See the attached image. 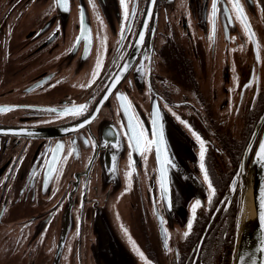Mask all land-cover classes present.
<instances>
[{"label": "flooded vegetation", "instance_id": "obj_1", "mask_svg": "<svg viewBox=\"0 0 264 264\" xmlns=\"http://www.w3.org/2000/svg\"><path fill=\"white\" fill-rule=\"evenodd\" d=\"M125 2L127 21L120 0H70L68 12L55 0H0L8 13L0 17V107L13 109L0 113V264H145L133 242L150 264L234 262L245 177L264 128V0H239L251 38L229 0H219L214 23L213 0ZM81 7L90 48L73 47ZM116 93L148 138L160 110L169 206L155 149L146 159L129 149ZM73 104L88 109L61 114ZM193 131L205 142L211 202ZM57 144L62 163L45 188Z\"/></svg>", "mask_w": 264, "mask_h": 264}, {"label": "snow or ice", "instance_id": "obj_2", "mask_svg": "<svg viewBox=\"0 0 264 264\" xmlns=\"http://www.w3.org/2000/svg\"><path fill=\"white\" fill-rule=\"evenodd\" d=\"M91 2V0H90ZM121 5L124 7V19L127 21L128 19V8L125 0H120ZM151 2H155V0H151ZM218 2L219 0H213L212 2V13H211V19L213 23L215 22V18L217 16L218 12ZM229 2L232 5V10H234L237 19L241 22V24L244 26L246 34L251 36L254 35V33L250 32V25L247 24L246 20V15L244 14L243 7L241 6L239 0H229ZM55 6L59 7L61 11L63 12H68L70 11V0H55ZM95 8V5L93 4V9ZM224 14H227V9L224 10ZM132 15H135V10H133ZM150 15V14H149ZM230 19V18H229ZM59 31V29H57ZM123 32V29H122ZM121 38L123 39V35H121ZM83 41L85 43L86 48H90L91 46V35H90V27L86 25L85 23V12L83 7H81L80 10V35L77 36L76 41L73 45V47L79 46V44ZM144 41V33L140 32L138 34V43L142 44ZM103 46V44H102ZM136 45H133L135 47ZM259 51H257V61H259ZM102 58L98 56L97 62L95 65V70L92 73V79L90 83L87 85L88 87H91L93 83H95V80L99 77L100 70L102 68ZM129 65L125 64L123 65L122 68V73H126L128 71ZM139 71V69H138ZM123 78V75H117L113 77V83L109 85L110 88H114L115 84L119 83L120 79ZM246 87H251V84L246 85ZM111 94V93H108ZM117 99L121 102V107L127 116V124L125 126V136L127 137L128 140V146L130 150H134L138 154L142 155L146 159V154L152 152L153 148L155 149L156 153V158L157 162L160 165L159 168V186L161 189V192L165 198H167V193H168V188H167V183H166V178H167V169L165 167L166 164L170 165L171 161L167 158L166 155L162 156V153H164L166 150L164 148V137H163V131H162V125L160 124V110L158 107H155L153 112L151 113L152 119H151V124H152V132H151V138H148V136L145 134V130L143 129L141 122L136 118L134 112L132 111V104L131 102L127 99L126 96H124L121 93H116ZM104 99H107V94L105 95ZM88 109L87 104H81V105H75L73 104L71 107H65L62 110L63 115H74V116H80L83 115L84 112H86ZM13 109L8 108V107H0V113L11 111ZM50 111H57L56 109H50ZM98 111V109H97ZM95 117H92L94 119ZM92 120L88 119L85 120L84 123L80 124L79 127H83L85 123H91ZM182 123H186L184 121H181ZM190 128V126H189ZM191 130V128H190ZM193 136L196 138V140L200 144V170L204 174V181L207 183L208 189H209V202H211L212 196L215 195V188L213 187L207 170L205 169L204 166V158H205V142L201 139V137L193 131ZM63 148V145L57 144L56 148L54 150H50L53 152L51 160L47 161V177H46V182H45V188L47 184V179H50L52 175L56 172H58L57 165L62 163L60 159V152ZM255 157L258 161L264 163V141H261L258 146V150L255 152ZM115 159V157H113ZM66 162V161H65ZM134 161H132L131 158V151L129 153V167L133 168ZM114 170V169H113ZM134 170V169H133ZM128 177L129 179L132 176V171L128 172ZM200 206V201L197 200L196 203L192 207V213H193V219L195 218V212L197 207ZM259 221L262 226V229H264V190L261 191L260 196H259ZM188 229L189 231L191 230L192 227V221H189L188 223ZM189 233L185 232V236H187ZM165 236L167 238V232L165 230ZM167 245L165 244V247ZM133 248L137 252V254L141 257V259L145 260V264H150L149 261H147L146 257L144 256V253L139 250L138 247L135 246L133 242ZM261 251H264V248L260 249ZM241 260H243V257H240ZM253 264L255 262L253 261Z\"/></svg>", "mask_w": 264, "mask_h": 264}, {"label": "water", "instance_id": "obj_3", "mask_svg": "<svg viewBox=\"0 0 264 264\" xmlns=\"http://www.w3.org/2000/svg\"><path fill=\"white\" fill-rule=\"evenodd\" d=\"M261 124H264V112L261 116L259 126H261ZM261 141H264V128L259 143ZM164 148L166 151L162 153V156L166 155L170 160L166 142L164 143ZM165 167L168 170L169 165L166 164ZM245 181L247 189H252L253 202L252 205L246 209L243 220L241 218L233 264H253V261L255 264H264V251L260 250L264 248V229H262L258 218L259 196L261 191L264 190V163L258 161L255 156L250 167V172L245 177ZM166 183L168 193L167 198H164L166 204L169 206L171 204V184L169 181V174H167ZM240 257H243V260H241Z\"/></svg>", "mask_w": 264, "mask_h": 264}, {"label": "bare ground", "instance_id": "obj_4", "mask_svg": "<svg viewBox=\"0 0 264 264\" xmlns=\"http://www.w3.org/2000/svg\"><path fill=\"white\" fill-rule=\"evenodd\" d=\"M253 202V193H252V189L248 188L246 190V193L243 197V204H242V209H241V217H240V222H241V218L243 220V217L245 216L244 214L246 213V209L252 205Z\"/></svg>", "mask_w": 264, "mask_h": 264}, {"label": "rangeland", "instance_id": "obj_5", "mask_svg": "<svg viewBox=\"0 0 264 264\" xmlns=\"http://www.w3.org/2000/svg\"><path fill=\"white\" fill-rule=\"evenodd\" d=\"M26 12L22 15V17H25V15L27 14ZM7 14L8 13H6V9H4V7L0 5V17H4Z\"/></svg>", "mask_w": 264, "mask_h": 264}]
</instances>
